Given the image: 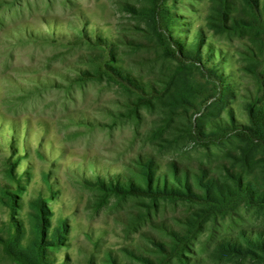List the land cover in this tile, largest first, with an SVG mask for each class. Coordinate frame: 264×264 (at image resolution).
Returning <instances> with one entry per match:
<instances>
[{
	"label": "rangeland",
	"instance_id": "rangeland-1",
	"mask_svg": "<svg viewBox=\"0 0 264 264\" xmlns=\"http://www.w3.org/2000/svg\"><path fill=\"white\" fill-rule=\"evenodd\" d=\"M157 2L0 0V264H264L222 249L264 236V208L110 188L154 163L170 188L207 168L264 190V143L238 133L264 100V0Z\"/></svg>",
	"mask_w": 264,
	"mask_h": 264
},
{
	"label": "trees",
	"instance_id": "trees-1",
	"mask_svg": "<svg viewBox=\"0 0 264 264\" xmlns=\"http://www.w3.org/2000/svg\"><path fill=\"white\" fill-rule=\"evenodd\" d=\"M154 1V9H156L158 3L157 1L159 0ZM253 1L258 7L259 0ZM200 47L201 45L198 46V53L196 52L197 54L194 59L201 62L202 53L200 51ZM167 53V56H172L176 60L183 61L184 57H190L189 55H191L190 53L192 52L188 53L184 50H180V48L174 49V47L169 44ZM108 61L111 68H113L116 73L122 75L123 67L121 64H119L118 60L116 58H112ZM215 75L221 85L224 86V79L221 77V75H217V73H215ZM262 89L261 98L264 97V81H262ZM238 133L244 134L251 142L258 141L264 143V100L259 99L257 105L250 107V124L243 131H239ZM261 160L264 161V158ZM145 171L146 174L144 175V180L147 184L146 188L136 182H131L129 190L123 188L121 183H112L110 184V188H115L116 190H121L123 192H147L154 198L163 197L170 198L172 200H190L200 202L205 204L207 209L213 213L224 211V209H227L229 206L234 207L241 201H244L250 206L264 208V190L256 183L246 179V176L242 173L230 172V178L233 182V185L230 186L224 184L213 174H211L209 169L203 168V172L198 178V184L201 188L197 190L189 176H186L184 180L185 187L183 189L173 185L172 188H170L169 185L162 186V179L157 177V170L154 163L147 164ZM175 173L176 181L181 183L182 179L176 165ZM37 206L42 211H45L46 205L43 204V200H38ZM44 223V215L39 216V226L41 227L40 232L42 234H44ZM63 226H65V224ZM53 235L52 242L54 245H58L59 241H61L63 237L60 228L54 232ZM178 235L179 234H177V236ZM243 240H245L246 244H243L240 241L233 242L231 240H226L222 245L223 252L239 257L249 256L264 262V236L259 234L257 237H253L252 234L249 235V233L245 232ZM40 241V249L46 254L48 250L46 243H49V240H47L46 236H43ZM138 257L139 259L147 261L151 264H158L149 259V257Z\"/></svg>",
	"mask_w": 264,
	"mask_h": 264
}]
</instances>
